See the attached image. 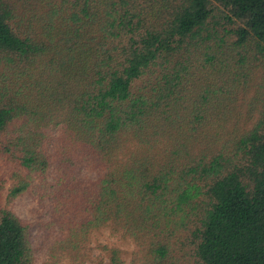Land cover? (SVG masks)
Returning a JSON list of instances; mask_svg holds the SVG:
<instances>
[{
	"label": "trees",
	"instance_id": "obj_1",
	"mask_svg": "<svg viewBox=\"0 0 264 264\" xmlns=\"http://www.w3.org/2000/svg\"><path fill=\"white\" fill-rule=\"evenodd\" d=\"M109 227L264 264V0H0V264Z\"/></svg>",
	"mask_w": 264,
	"mask_h": 264
},
{
	"label": "rangeland",
	"instance_id": "obj_2",
	"mask_svg": "<svg viewBox=\"0 0 264 264\" xmlns=\"http://www.w3.org/2000/svg\"><path fill=\"white\" fill-rule=\"evenodd\" d=\"M26 201V200H25ZM29 201L16 205L19 214L25 218L30 216ZM31 219V218H30ZM111 249H118L121 256L126 261L135 259V244L130 240H125L121 235L113 231L110 227L93 232L89 239L78 245L77 250H61L59 253L47 254L42 260V264H110Z\"/></svg>",
	"mask_w": 264,
	"mask_h": 264
}]
</instances>
